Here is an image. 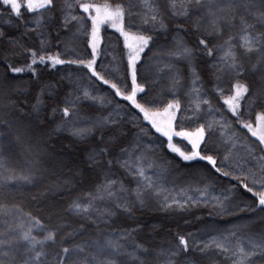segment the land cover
I'll use <instances>...</instances> for the list:
<instances>
[{
    "label": "trees",
    "instance_id": "trees-1",
    "mask_svg": "<svg viewBox=\"0 0 264 264\" xmlns=\"http://www.w3.org/2000/svg\"><path fill=\"white\" fill-rule=\"evenodd\" d=\"M23 3V0H21ZM80 3H124L127 6L128 0H79ZM157 4L165 13L166 22L169 31L166 35H160L148 31V26L142 29H128L127 20L125 22L126 30L135 34H148L155 36V44L149 45L141 53V60L137 64V83L143 84L145 91L149 97L160 96L163 103H158L154 107L163 108V106L175 97L167 92L172 73L167 65L176 64L177 61L169 59L167 53L174 50L172 45V37L175 34V26L182 25L185 32L180 34L190 44H195L197 36L205 37V31H211L212 17L209 15L208 9L211 6L209 0H201L200 5H195V0H156ZM242 4V0H236ZM59 4H63L64 0H58ZM69 3L75 5L76 0H69ZM139 5V0H137ZM174 3L175 7L170 5ZM216 4L222 5V0H215ZM257 7L246 9L243 6L235 7L236 20L233 26H229L227 22V12L224 13L225 20L221 21L223 36L218 40L210 41L211 43H220L229 36L235 37L233 43L236 44L237 54L247 71L240 78L242 83H247L251 90L255 91L260 87L258 77L262 74L258 64L259 56L256 53L245 56L241 46L240 37L242 36L239 17L244 16L249 23H256L250 12L257 10L264 11L259 8V0H254ZM188 10V17L179 15L184 8ZM138 11L144 13L148 9L138 6ZM215 8H213V11ZM22 19L25 21L38 18L36 14L29 13L26 8H22ZM0 31L4 33V37L0 39V122H6L5 126H0V259L6 261L15 257L17 260H23L25 254L32 255L28 251L29 242L23 240L22 233L27 230L28 225H35L34 231L31 233L37 240H43L49 230L56 231V244L47 242L43 249L40 245L36 246V251L43 250L46 253H55L62 247H68L70 250L76 245L83 246V252H71L73 260L79 264H91V256H96L101 261H115V264H123L128 261L132 264L128 253L133 251V245L139 243L144 244L150 249H168L175 248L178 245V236L184 235L189 238L191 244L193 234L197 244L203 246L211 240L218 239L223 242L226 247L235 250L237 243L243 244L246 250L249 249V237L256 236L261 228H264V220L257 221L251 213H248L245 205L252 204L253 207L258 203V199L254 196L255 192L261 191L259 187H254L251 178L246 173L235 170L234 167L222 162L223 157L229 154L230 141L224 140L221 136L219 125L217 122L223 118L230 122V132L235 133L236 147L231 149L230 163L235 165L241 162V158L246 156V146L251 145L258 147V138L252 136L251 132L243 128L242 124L236 120L233 114L228 110L224 103V98L212 91L215 81L210 75V69L207 63L201 61L198 65V71L203 79L201 91H207L208 95L202 97L210 101L212 110L207 105L201 103L200 119L196 121H188L183 124L186 130L193 131L200 124H205L206 131L208 122H212L213 130L211 139L206 140L209 145H219V151H204V145L201 144V152L203 155H212L216 159V167L221 172H216L214 168L206 161L196 159L194 161H184L177 153L172 152L167 147V138L157 133L151 127L150 122L142 120V113L138 109L131 106L130 102L125 101L122 97L115 95L114 90L109 85H104L96 77L92 76L91 70L80 65H57L55 68L47 64L37 63L34 67L36 73L26 70L21 73H11L8 65L12 67H23L30 63L28 55L24 54L23 49L34 48L38 54L45 56L49 54L60 53L62 59H92L91 48L88 44L90 39L91 23L87 22V34L77 33L79 25L75 21L68 29L62 28V18L57 17L55 23L45 26L50 33V45L44 50H40V39L32 32H26L25 26L17 20L9 11L0 6ZM176 13V15H173ZM73 15L86 16L82 9L74 8ZM199 22L200 31L194 30V25ZM29 28L34 25L29 24ZM43 30V29H38ZM257 31H264L259 24H256ZM60 33V37L64 39L65 44L71 49H75L76 55L66 54L62 45H57L56 33ZM76 33L75 36H72ZM100 35L103 37L98 49L100 55L96 57V71L105 79L116 83L121 90L127 93L130 91V73L126 72L125 66L127 61L128 49L124 44V38L120 33L108 25H102ZM9 38L16 39L21 47H16L15 52L9 51L11 47L7 40ZM5 60L7 63H5ZM257 65L256 69L252 68ZM178 67L183 70L184 79L182 80L180 102L183 105L188 103V99L184 93L191 87L188 78L187 66L179 63ZM71 74L73 80L79 81L78 84L72 86L68 80L63 79ZM5 76L7 81L5 82ZM126 80L129 87H125L121 80ZM37 80L44 84H56L57 89L54 96L45 95L43 97L45 104L41 107L39 113H34L32 105L36 102V95L39 91ZM235 83V80L232 81ZM225 89L224 96L231 95L230 84L227 79H223L220 85ZM87 88L88 91L98 97H103L105 104L100 105L99 101H83L77 107L80 109L81 116H107L117 105L121 109V115L125 116L123 126L131 129L132 135L121 141L119 147H125L128 143L139 139L140 148L148 149L147 158L153 162V168H149L147 162L143 163L145 175L151 180L160 179V187L166 189V195L180 198L181 196L199 197L196 189L204 190L205 185H211L209 190L210 197L229 196L224 204L228 207L227 215H217L216 210L209 206H193L187 210H161L157 203L153 200L148 201L146 208L136 207L131 215L125 214L122 210L115 208L112 198L95 199L90 209V217L76 215L67 211L69 205L77 198L83 197L79 202L81 204L88 203L89 194L96 197L98 193L95 191L96 186L104 179V173L100 171L99 166H94L96 170L89 167L85 161L88 150L92 147H106L109 149L110 157L114 158L119 155V147L102 143L98 140L100 132L96 131L94 135L81 141L71 136L67 131L60 133H49L42 135L47 130L56 126L61 122L62 117L57 115L55 119H51L52 109H62L66 106L63 100L69 93L80 95V89ZM20 89L21 91H17ZM162 90H164L161 95ZM138 93L137 99L141 103V96ZM193 106L196 102L192 97ZM108 101H112L108 104ZM264 112V104L257 103L254 105L251 114H248L247 106L244 101L241 102V116L245 122L252 123L254 128L264 131L260 128L256 115ZM71 113V109H70ZM139 114L138 125L133 128L129 123L131 117ZM191 116L192 112H184L183 108L177 114V120L182 121L184 116ZM67 119V118H63ZM42 121V123H40ZM39 123V128L37 127ZM82 129L90 127L88 122H82L77 125ZM139 129L144 130V134H139ZM179 130V129H177ZM111 129H106L105 133ZM40 134V135H38ZM46 141V143H41ZM172 143L179 147L182 151L191 152L192 148L189 142L179 137H173ZM41 149L39 155V164L34 165L36 160V152ZM139 155V152H137ZM126 159V157H122ZM160 166V167H157ZM251 167L252 165H248ZM39 169L37 171L36 169ZM111 172L114 175L112 179L119 178L129 189L135 188L136 184L132 177L128 176L123 168L115 163ZM224 172L230 173L229 176L223 175ZM31 175V183L21 179V176ZM239 176L243 183L248 184L249 188H253L250 193L243 187ZM72 178V184H64L63 181ZM183 189V192L181 191ZM228 190H231L230 192ZM117 195H123L118 193ZM238 206V207H237ZM105 210L115 211L116 214L109 218L104 215L107 223L100 222L97 219L98 213ZM211 213V215H210ZM264 215V214H262ZM35 218V219H32ZM39 221V224L36 221ZM249 225L247 228H239L235 236H229L228 240H224L227 230L232 226ZM21 225L23 227H21ZM136 229V231H132ZM125 232L128 234L125 235ZM69 234H71L69 236ZM223 234V235H221ZM118 241L120 254L109 247H106L107 240ZM61 241H63L61 243ZM7 253V255H3ZM189 255L196 264H231V261L221 254L214 247L210 248L206 254L189 251ZM87 258V259H86ZM233 257L232 259H236ZM45 259L51 260V256ZM154 259V256H153ZM185 259L181 255L176 264H182ZM165 258L160 257V264H164Z\"/></svg>",
    "mask_w": 264,
    "mask_h": 264
},
{
    "label": "snow or ice",
    "instance_id": "snow-or-ice-1",
    "mask_svg": "<svg viewBox=\"0 0 264 264\" xmlns=\"http://www.w3.org/2000/svg\"><path fill=\"white\" fill-rule=\"evenodd\" d=\"M191 2V0H190ZM201 0H195V5L198 7ZM210 7L208 9L209 15L212 17L211 20V31H205V37L203 38L197 36L195 38V44L190 45L184 37L180 34L185 32L186 29L182 25L175 26V34L172 37V45L174 46L173 51H169L167 56L169 59L177 61L176 64H169L167 67L172 73L171 80L167 92L173 95L175 98L168 101L163 108L154 107L158 103H163L160 96L149 97L145 91L143 84L137 83V64L141 60V53L145 49L149 48L150 43L155 44V36L148 34H135L129 30H126L125 22L127 20L128 29H142L144 26H148V31L153 33H158L160 35H166L169 31L168 24L166 22L165 13L157 4L156 0H139V5L137 0H128L127 6L124 3H110L105 2L100 3H80L76 0L75 5L69 3V0H64L61 5L58 0H0V6L7 9L11 15H13L17 20H19L26 28L25 34L27 32H32L38 39H40V50L44 51L51 43L50 33L46 30V25L51 26V23H55L58 16L62 18V28L68 29L72 22L75 21L79 27L77 28V33L83 32L87 34V22L91 23L90 39L88 44L90 45L91 52L90 55L92 59H62L60 53L49 54L47 56L43 54H38L37 50L34 48L23 49V45L14 38H9L7 43L11 46L9 51L15 52L16 47H21L24 54L28 55L30 58V63L23 67H12L10 64L11 73H21L26 70L31 71L33 74L36 73V68L34 67L37 63L47 64L50 62V66L55 68L57 65H80L88 70H91L92 76L96 77L99 81H102L104 85H109L112 90H114L115 95L122 97L125 101L130 102L131 106L139 110L142 113V120L150 122L152 128L155 129L157 133L162 134L167 138V147L174 153H177L184 161H194L200 159L208 162L216 172H221L220 168L216 167V159L212 155H203L201 152V144L204 145V151L211 152L213 150L219 151V145H209L206 140V135L208 140L211 139L213 124L208 122L207 131L205 124H200L195 128L194 131H188L183 127V124L188 121H196L201 117L200 106L201 103L207 105L209 110H212V105L210 101L202 99V97L207 96V91H201V87L198 85H203V79L198 71V65L201 61L207 63L208 68L211 70L210 75L215 81L212 91L219 94L224 98V103L227 105L228 110L233 114L238 122H240L243 128L251 132L252 136L258 138V147L251 145L246 146V156L241 158V162H237L235 165L230 163V152L231 149L236 147L235 133L230 132L231 124L227 122L222 114L221 120L218 123L221 136L224 140L230 141L231 145L229 148V154L223 157L222 162L228 164L235 168V170L242 173H246L248 178H251L254 187H259L261 191L255 192L254 196L258 199V203L253 207L252 204H246L245 207L248 213H251L255 220H264V131H259L254 128L252 123L245 122L242 120L241 116V102L244 101L247 106L248 114H251L254 105L257 103L264 104V31H257L256 24H259L261 28H264V11L257 10L256 12H250V14L255 19L256 23H249V21L244 17H239V23L241 25L242 36L240 37L241 46L243 48V54L245 56L256 53L259 56L258 64L260 66L261 75L258 77V83L260 87L255 91L251 90L247 83H242L240 78H242L247 71L241 60L240 55L237 54L236 44L233 43L235 37L229 36L220 43H211L210 41L218 40L223 36V29L221 28V21L225 20L224 13L227 14V22L229 26H233V22L236 20L235 7L243 6L246 9L251 7H257L254 0H242L241 3H237L236 0H222V5L216 4L215 0H209ZM138 6L148 9L147 13L138 11ZM170 7L174 8L175 4L172 3ZM22 8H26L29 13H34L38 18L33 20L25 21L22 19ZM74 8H79L83 10L86 16H77L72 14ZM213 8L215 10L213 11ZM259 8H264V0H259ZM2 14V13H0ZM176 15V13H173ZM188 17L189 13L187 8L179 14ZM32 24L34 27L29 28L28 25ZM108 25L113 29H116L120 35L124 38V44L128 49L127 61L125 70L130 73V91L125 93L121 90V87L116 83L110 82L105 79L99 72L96 71V57L100 55L98 49L100 47L103 37L100 35L101 26ZM43 29V30H38ZM194 30L199 32V22L194 25ZM73 33L72 36H75ZM4 37V33L0 31V39ZM57 45H62L66 54L76 55L75 49H71L65 44L64 39L60 37V33H56ZM5 63L7 61L5 60ZM179 63H183L188 69V78L190 79L191 87L187 92L184 93L185 97L188 99V103L182 106L179 96L181 95L182 80L184 79L183 70L178 67ZM257 65H253L252 68L255 70ZM63 79L68 80L69 84L75 86L79 81L73 80L71 74ZM223 79H227L230 84L231 95L224 96L225 89L221 87ZM235 80V83L232 81ZM7 81V76H5V82ZM121 83L125 87H129L126 80H121ZM37 86L39 91L36 95V102L32 105L33 112L39 113L41 107L44 106L45 101L43 97L45 95L54 96L57 85L56 84H44L37 80ZM17 91H21L17 89ZM80 95H75L74 93H69L65 96L63 103L66 106L62 109L53 108L51 119H55L57 115L62 117L61 122L56 124L55 127L47 130V132L42 133V135H48L49 133H60L67 131L71 136L78 140H85L86 138L94 135L96 131L101 134L98 140L102 143H107L115 147H119L120 143L126 136L132 133L131 129H126L123 126V121L125 116L121 115V109L117 105L108 113L107 116L96 115L92 116H81L80 109L77 107L83 101H99L100 105L105 104L103 97H98L92 95L87 88H81ZM164 90H162L161 95ZM138 93L143 94L141 100L143 103L138 101ZM192 97H195L196 102L193 106ZM111 104L112 101H108ZM191 111V116H184L182 121L177 120V114L182 111ZM71 109V113H70ZM67 118V119H63ZM139 114L136 117H131L129 123L132 124L133 128L138 125ZM256 120L259 123L260 128H264V112L256 115ZM82 122H88L90 127L82 129L77 125ZM42 123V121L40 122ZM6 122H0V126H5ZM39 128V123L37 125ZM106 129H111L107 134ZM179 129V130H177ZM139 134L143 135L144 130L139 129ZM40 135V134H38ZM3 133H0V137ZM179 137L190 143L192 151L185 152L179 147H176L172 141L173 137ZM41 143H46V141H41ZM41 149L36 152V160L33 162L34 165L39 164V155ZM148 149H141L139 139L130 142L125 147H119V155L114 158L110 157L109 149L106 147H92L88 150L85 163L96 170L94 166H99L100 171L104 173L103 181L96 186L95 191L98 196L94 197L91 194L88 195V203L81 204L79 201L84 199L83 197L74 200L68 207L67 211L76 214L83 215L85 217H90V209H92V202L97 199L112 198L115 203V208L117 210H122L125 214L131 215L136 207L146 208L148 206V201L153 200L161 208V210H187L193 206H211L216 210L217 215H227L228 207L224 204L225 200H229L228 195L221 197H210L209 190L211 185H205L203 191L196 189L199 192V197L193 198L191 196H181L180 198L172 197L166 195V189L160 187V179L156 181L151 180V178L145 175V169L142 166L143 163L147 162L149 168H153V162L147 158ZM139 152V155H137ZM126 157V159L122 158ZM113 159L115 163L123 168L126 174L134 180L136 187L129 189L126 187L122 180L119 178L112 179L111 177L114 173L111 172L113 165ZM248 165H252L249 167ZM160 167V166H157ZM39 171V169H36ZM223 175L229 176L230 173L224 172ZM21 179L31 183L32 176L24 175ZM240 180V177H236ZM64 184L71 185L72 178L63 181ZM243 187L247 189L248 192L252 193L253 188H249L248 184L243 183L240 180ZM183 192V189L181 190ZM229 192L231 190H228ZM122 193L123 195H117ZM2 207V206H0ZM238 207V206H237ZM98 216L97 219L100 222L107 223L104 220V215L111 218L116 214L115 211L105 210V212H100L96 209ZM211 215V213H210ZM35 219V218H32ZM39 224V221H36ZM21 227H23L21 225ZM249 225L232 226V228L227 230V235L224 236V240H228L229 236H235L236 231L239 228H247ZM58 230V229H57ZM49 230L47 235L43 240H37L31 235V227L28 230L23 231L22 238L29 242L28 251L32 252V255L25 254L23 260H17L15 257L10 261L0 259V264H79L78 261L73 260L71 252H83L82 245H76L73 249L68 247H62L59 251L55 253H46L43 250L36 251V246L40 245L41 249L47 242L56 244V231ZM132 231H136L133 229ZM128 233L125 232V235ZM71 234H69L70 236ZM223 235V234H221ZM192 237V242L190 244L189 238L184 235L178 236V245L175 248L168 249H150L144 244L133 245V251L128 253L132 264H160V257H164V264H176L181 255L185 256L182 264H196V262L189 255V251L199 252L201 254H206L208 250L212 247L219 250L221 254L225 255L227 259L231 261V264H264V228L260 229V232L253 237H249L250 247L248 250L245 249L243 244L237 243L235 250L228 248L225 244L218 239H213L209 243H204L203 246L197 244L193 234H188ZM63 241H61L62 243ZM3 243V241H0ZM106 247L112 248L117 255L120 254V248L118 241L107 240ZM3 255H7L4 253ZM47 256H51V260L45 259ZM154 256V259H153ZM237 257L236 259H232ZM87 259V258H86ZM91 264H115V261H101L97 259L96 256H91ZM123 264H128V261H124Z\"/></svg>",
    "mask_w": 264,
    "mask_h": 264
},
{
    "label": "rangeland",
    "instance_id": "rangeland-1",
    "mask_svg": "<svg viewBox=\"0 0 264 264\" xmlns=\"http://www.w3.org/2000/svg\"><path fill=\"white\" fill-rule=\"evenodd\" d=\"M102 27V26H101ZM189 131V130H188ZM194 131V130H193ZM29 227H31V233L34 231V229H35V225H33V224H31V225H28L27 226V230H28V228Z\"/></svg>",
    "mask_w": 264,
    "mask_h": 264
}]
</instances>
